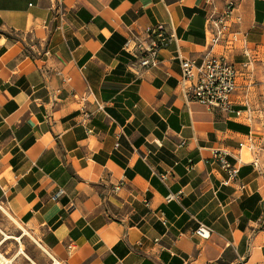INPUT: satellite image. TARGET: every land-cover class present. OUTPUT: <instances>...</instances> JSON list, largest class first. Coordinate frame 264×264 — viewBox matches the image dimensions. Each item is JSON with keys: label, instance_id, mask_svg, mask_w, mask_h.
Listing matches in <instances>:
<instances>
[{"label": "crops", "instance_id": "crops-1", "mask_svg": "<svg viewBox=\"0 0 264 264\" xmlns=\"http://www.w3.org/2000/svg\"><path fill=\"white\" fill-rule=\"evenodd\" d=\"M225 2L0 0V209L54 261L264 264V156L239 147L259 119L179 82L183 58L248 61L233 105L264 108V0H237L228 50L205 23ZM156 23L172 39L138 69L125 44ZM213 148L241 160L228 185Z\"/></svg>", "mask_w": 264, "mask_h": 264}, {"label": "built area", "instance_id": "built-area-1", "mask_svg": "<svg viewBox=\"0 0 264 264\" xmlns=\"http://www.w3.org/2000/svg\"><path fill=\"white\" fill-rule=\"evenodd\" d=\"M211 3L212 0H207ZM238 5L237 0H226L225 5L218 14H209L206 17V28L210 36V45H222L224 49L232 48L237 41L236 33L231 30L232 12ZM62 19V17H60ZM145 38H131L125 44V49L136 56L138 69L150 68L158 64V56L161 48L167 47L172 39L165 28L164 23H156L147 26L144 29ZM250 62L243 61L234 63L229 61L225 55L212 56L204 59L201 63H196L193 59H181V77L180 84L186 87V97L189 100L197 101L210 110H219L225 112L228 116L242 119L252 124L254 120L259 119V127L252 128L246 139L240 142L239 147H245L254 158L251 164L258 170H263L261 158L264 156V108L252 110L247 106L245 109L235 108L232 102V96L236 91L237 78L241 69L247 68ZM257 113V114H256ZM88 115L87 113H85ZM256 114V115H255ZM229 153L217 148L212 149V157L218 163L219 167L227 173V178L223 185H228L235 180L238 172L237 164L228 160ZM165 176H162L164 178ZM116 189L119 186L115 187ZM61 193V191H60ZM178 198L170 194L166 197L167 201ZM165 224V220H163ZM211 228L200 224L194 234L207 238ZM3 264H14L12 259L6 260Z\"/></svg>", "mask_w": 264, "mask_h": 264}, {"label": "rangeland", "instance_id": "rangeland-1", "mask_svg": "<svg viewBox=\"0 0 264 264\" xmlns=\"http://www.w3.org/2000/svg\"><path fill=\"white\" fill-rule=\"evenodd\" d=\"M11 222L0 209V240L4 234L19 237L10 238L1 246L0 257L13 259L14 264H63L54 263V259L37 244L34 237ZM23 231L26 233L22 234Z\"/></svg>", "mask_w": 264, "mask_h": 264}, {"label": "bare ground", "instance_id": "bare-ground-1", "mask_svg": "<svg viewBox=\"0 0 264 264\" xmlns=\"http://www.w3.org/2000/svg\"><path fill=\"white\" fill-rule=\"evenodd\" d=\"M26 232H23L22 234H25ZM5 236H4V239H7V238H11L12 236H10V235H7V234H4ZM16 239H18L19 237H15ZM3 239V240H4ZM1 260H2V262L4 263V262H7L6 260V258H4L3 256H1ZM54 263H58L57 261H54Z\"/></svg>", "mask_w": 264, "mask_h": 264}]
</instances>
